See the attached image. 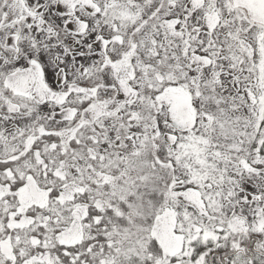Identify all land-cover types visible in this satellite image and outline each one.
<instances>
[{"label": "snow or ice", "instance_id": "1", "mask_svg": "<svg viewBox=\"0 0 264 264\" xmlns=\"http://www.w3.org/2000/svg\"><path fill=\"white\" fill-rule=\"evenodd\" d=\"M0 264H264V0H0Z\"/></svg>", "mask_w": 264, "mask_h": 264}]
</instances>
